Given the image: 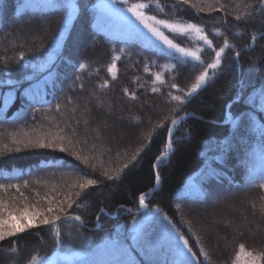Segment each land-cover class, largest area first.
I'll use <instances>...</instances> for the list:
<instances>
[{"label": "trees", "instance_id": "1", "mask_svg": "<svg viewBox=\"0 0 264 264\" xmlns=\"http://www.w3.org/2000/svg\"><path fill=\"white\" fill-rule=\"evenodd\" d=\"M77 2L80 3V0ZM84 2L88 3L90 9L99 0ZM139 2L149 0H129L130 5ZM151 2L152 7L145 10L147 15H156L158 19L174 23H195L205 28L215 48L222 47L224 40L233 46L226 49L222 68L210 73L207 85L202 86V90L182 109L175 102L168 103L169 93L178 94L176 89L169 86L175 83L182 92L189 90L196 82V76L212 62L214 53L189 34L173 37L167 30L161 31L186 49H201L202 54H198H201L203 64L174 53H161L140 42L111 39L93 30L91 11L77 14L58 52L70 56L74 63H85L86 68L77 72L57 59L56 53L53 59L56 60L55 68L59 75L55 87L49 83L42 102H23L20 97L23 89L43 80L47 72H34L30 67H20L19 55L25 54V63H44L59 29L63 27L62 20L66 13L57 9L21 8V0H0V70L7 67L8 78L21 80L15 90V101L6 113L0 115V185L17 184L24 193L21 197L15 188H9L7 192L0 190V199L20 208L27 204L41 209L48 207L46 197L55 198L54 203L69 195L75 199V193L80 191L76 185L84 177L72 172L67 163L64 167L56 163L61 159L79 165L89 177L100 181L97 187L88 189V194L77 200L84 207L73 205L72 209H67L70 214L81 216L83 227L75 222H66L61 227L63 247L57 248L53 235L41 226L11 238L13 241L18 240V251L13 252L17 245L4 241L0 245V264H16L17 261L19 264H30V257H37L39 261V258L49 259L58 253L90 256L100 244L112 239L117 232L121 233L126 243L131 244L127 240L131 223L133 219L139 221L145 215L136 214L139 211L138 197L154 188L152 163L163 154L166 146L165 129L170 124L165 118L178 120L185 115L190 117L181 122L175 132L181 142L175 145L169 161L159 168L160 186L146 202L147 213L159 208L160 214L167 216L178 231L189 239V246L199 264H235L241 244L245 246V251L264 254V191L258 184H246L239 178L242 174L237 172L239 156L236 150L232 148L233 151L228 155L216 151L219 141L236 146V138L240 137L237 129L230 123L226 124L225 112L230 109L234 118L242 108V104L232 103L240 89L241 78L257 86L264 84V38L250 48L251 36L264 32V22L255 20L245 24L234 19L235 15L249 11L245 6L255 3V0H219V4L225 5L227 15L225 11L209 10L207 5H215L217 0H189L188 4H180L178 0H159L165 5L163 12L155 7L156 0ZM201 7L204 11H199ZM225 20L229 23H225ZM217 31L219 35H215ZM246 47L249 50H244ZM236 51H240L239 65L234 60ZM114 54L121 55V59L116 62V80H112L107 71ZM145 64L148 65V72L144 70ZM157 72L165 82L163 86L154 81ZM77 74L81 79L74 84ZM25 76L31 79L24 80ZM0 78H3L2 72ZM105 81L109 86L102 89L100 85ZM213 86L218 89L219 98L202 100ZM152 87L160 91L153 93ZM125 88L130 92L136 91L138 100H129L124 95ZM9 89L5 87L0 92ZM250 92L251 87L245 94ZM57 104L60 105L59 110ZM148 105L155 106L158 114L154 116L146 112ZM19 108L22 114L13 117V112ZM135 111L142 114L146 112V122L143 121L139 127L133 123L135 128H127L124 120H118L121 114L127 112L131 115L130 112ZM173 113L177 114L173 116ZM131 116L141 118L136 112ZM160 123H164V129L156 127ZM116 131L121 132L123 141L127 142L124 147L121 146L123 141L117 139ZM97 133L99 139L96 138ZM13 137L20 142L18 145L12 143ZM37 140L62 144L68 152L24 147L28 141L34 143ZM68 140L72 141L71 145L67 143ZM244 143L242 150L248 151L258 146L250 143L247 137L243 138ZM5 145L9 149L19 146L22 151H5ZM141 148L145 149L141 152L142 159L137 157L135 166L130 163L119 182L107 180L101 174L107 171L115 175ZM236 149L240 150L238 146ZM69 153L88 158L89 165L95 166L96 171L74 160ZM216 156L220 157L222 163L214 160ZM212 168L218 169V181L208 178ZM194 175L200 177L197 185L204 188L203 196L180 195L188 179ZM25 184L27 187H24ZM97 193L102 196L97 197ZM227 207L235 212H227ZM101 209L107 214L100 215L97 222ZM152 214L154 222L150 221L142 230L145 240L160 223L157 214ZM189 228L192 230L191 238ZM215 236L222 237L226 243L217 244ZM201 250L207 253V262L201 256ZM134 255L139 258L135 251ZM260 264H264V261Z\"/></svg>", "mask_w": 264, "mask_h": 264}, {"label": "snow or ice", "instance_id": "2", "mask_svg": "<svg viewBox=\"0 0 264 264\" xmlns=\"http://www.w3.org/2000/svg\"><path fill=\"white\" fill-rule=\"evenodd\" d=\"M180 4H188L189 0H178ZM206 2V0H205ZM118 5H123V7H118ZM29 5L22 4L21 8L27 7ZM164 6L159 0H156L155 7L163 12ZM41 7L57 9L61 12L66 13L62 20V25L59 29L58 36L55 38L54 48L61 47L60 40L63 39V32L68 29V24L72 21L78 13H83L85 11H91L94 17V23L98 31L103 32L104 29L112 25L114 21H119L125 26V29L128 32H134V26L128 21V17L125 13L131 14L132 17L138 21L144 29L151 33L152 37L156 41H159L164 47L159 49V52H170L178 53L183 58H192V60L197 61L203 64L201 59L202 50L197 49V51H190L185 47L174 42L173 38H170L169 35H165L163 29L168 30L172 36L176 35H185L187 36L190 32L196 33L199 41L203 43L206 49L211 50L214 53V59L212 62L208 63L204 70L196 76V82L192 84L191 88L187 91H183L177 87L175 83H172L169 87L176 89L178 94L169 93L168 103L175 102L179 109L184 108L188 103L191 102V99L202 90V86H206L210 73L218 72L222 68V61L224 59L226 49H231L233 46L228 43L227 40H224L223 46L219 49L215 48L213 41L209 39L208 34L204 27L198 26L195 23H174L170 22L167 19H158L156 15H147V9L152 7V2H139L134 4H129V0H99V2L91 5L89 9L88 3L84 0H80V3L77 0H44V3ZM195 7V5H193ZM207 7L210 11H225V5L219 4H208ZM246 8L250 9L245 12L243 15H235L234 19L237 22L243 21L245 24H248L251 21L259 20L264 22V0H255L253 4H247ZM175 10V8L173 9ZM199 11H204V8L201 7ZM225 15L227 12L225 11ZM225 23H229L225 20ZM140 36H143L142 33H137ZM219 31L215 35H219ZM264 38V32H261L257 35L251 36V42L254 46L255 43ZM148 46L155 47L151 42H148ZM244 50H249L247 47ZM115 52V50H113ZM124 49H121L123 52ZM201 53V54H198ZM240 51H236L234 60L237 65H239ZM26 56L24 53H20L18 58L19 66L22 68H32L34 72H47V75L44 76L43 80L39 81L35 87L41 94L47 90L49 83L54 88L56 83V78L59 73L55 68L56 60L53 59L52 54H47L44 63H25ZM57 59L62 60L67 65L72 66L77 72L86 68V64L83 62L74 63L70 56L63 55V52L57 54ZM121 59V55L114 54L112 57V63L108 66V73L111 75L112 80L117 78V64L116 62ZM154 63V62H153ZM145 72H148V65L145 64ZM3 73V78H0V89L5 87L10 88V91L0 93V101H2V107L6 109L8 107V97L13 96L16 90V87L21 83L19 79L8 78L7 67L0 70ZM24 80H29L31 77H23ZM81 79L80 75L74 76L73 83L75 84ZM214 80L215 77L213 76ZM154 81L159 82L161 86L164 85V80L159 72L154 74ZM240 89L237 91L233 99V104H242V108L237 115L233 118V113L230 109H226L225 119L232 125L234 129H237L239 132L240 139L247 137L250 143H255L259 146L261 150V161L264 165V84L257 86L255 83H246L243 78L240 80ZM108 82L105 81L100 87L107 88ZM83 89V85H80ZM251 87V92L247 95L246 90ZM124 95L129 98L131 101H137L136 91H129L128 88H125ZM151 91L153 93H158L160 91L157 87H152ZM182 93V94H181ZM21 98L27 97L28 100H32L33 97L29 95V90L24 89L20 93ZM57 110H59L60 105H56ZM177 113H173L175 116ZM119 119H124L123 116L118 117ZM170 124L169 127L165 129V143L167 150L164 151L163 155L156 157L152 163V168L155 172V182L158 186L161 180L159 174V168L164 160L168 158V152L174 151L175 145L181 141L176 138L175 132L178 130L179 121L176 118L166 117L165 118ZM130 122L134 123L139 127L143 120L140 117H129ZM151 123V121H149ZM157 128L164 129V123L156 125ZM74 132L75 129H72ZM155 132V129H153ZM149 136H152V133H149ZM97 139H99V133H97ZM215 139V138H210ZM12 143L18 145L20 142L17 141L14 137ZM69 145L72 144L71 140H68ZM151 140L149 141V145ZM25 148L35 147L38 149H53L58 150L61 153L68 152V149L62 144H56L55 142H45L44 140H37L34 143L28 141L25 145ZM147 147V146H145ZM15 151L17 153L21 152V147L17 146L14 149H9L5 145V151ZM144 148L136 151L130 162L123 164V167L116 171L115 175L109 174L107 171H103L101 174L110 181L119 182L124 174V169H129L130 163L135 166L137 162V157H141V152L144 151ZM211 150V149H209ZM216 151L220 152L222 155L230 154L233 149L231 143L226 141H219L216 146ZM73 156L74 160L80 161V163L91 167L92 171L95 172V166L89 165L88 158H82L80 155L75 153H69ZM214 160L217 163H222L219 156L214 157ZM61 167L65 166L67 163L70 166L71 171L77 175H82L84 178L79 182L76 187L80 191L75 193V199L71 195L67 196L65 199L57 200L54 203L55 198H45L48 202V207L41 209L35 205L29 206L25 205L20 208L15 206L12 203H7L4 200L0 199V245L4 241H9L10 245H17L13 248V252L18 251V240L13 241L11 238L17 237L18 234L24 233L30 229L44 227L46 228L55 238L56 244L58 247H63V242L61 239V227L66 222H75L77 224H83V220L80 215L70 214L67 209H72L73 205L77 208H82L84 205L82 203H77V200H80L82 195L86 196L88 194V189L97 187L100 183L95 177H89L88 173L84 172L79 165L71 164V161L64 162L62 159L56 161ZM209 179L219 180L220 176L218 175V169L212 168L208 174ZM261 189H264V171H262L260 179L258 181H252ZM27 187V184L24 185ZM9 188H15L16 192L19 193L21 197L24 196V193L21 192L20 186L17 184H12L8 186L0 185V190L5 192ZM151 193H144L138 197V206L140 209H148V204L146 203L147 197ZM38 195V194H37ZM26 199V198H25ZM179 210V207H178ZM157 214L159 217L160 223L158 224L156 230L150 234V236L145 240L143 235V229L146 224L150 221L154 222L155 218L152 217L151 213ZM63 214V215H61ZM105 211L101 209V213L97 215V222L100 220V215H106ZM183 223V221H181ZM131 231L128 233L127 240L131 244L125 242V238L121 236L120 232H117L112 239H110L102 248H98L91 253V255L85 260V264H199L197 261L196 254L193 253L192 247L189 246V239L185 238L181 234L176 226L172 224L171 220L167 216L160 214V209H151L148 213L142 217L140 221L133 219L131 223ZM189 238L192 236L191 228L188 229ZM144 241L141 243V241ZM199 241H197V244ZM2 250V249H0ZM134 251L138 254L134 255ZM201 256L204 258L205 262L208 261V256L206 252L201 250ZM242 256L244 257L242 259ZM53 256L51 259H55ZM63 260H71L70 257H61ZM40 264H51L50 259L39 258ZM261 261H264V254H254L252 251H245V246L243 244L239 247V252L236 254L235 264H260ZM30 264H37V257L29 258ZM19 264V261L16 262Z\"/></svg>", "mask_w": 264, "mask_h": 264}, {"label": "rangeland", "instance_id": "3", "mask_svg": "<svg viewBox=\"0 0 264 264\" xmlns=\"http://www.w3.org/2000/svg\"><path fill=\"white\" fill-rule=\"evenodd\" d=\"M21 1L23 2V4L29 5V6H27V8L31 9V10H34V9H41V10L48 9V10H51L50 8L41 7V5L44 3V0H21ZM118 7H123V5H118ZM125 15L128 17V21L130 22V24L132 26H134V29H135L134 32H128L125 29V26L123 24H121V22H119V21H114L112 25L107 26L104 29L103 32H100L96 28V25L94 23V17H93V23H92L93 30L95 32H97L98 34H104L107 37H109L111 39H114V40H118V41L140 42V43L144 44L145 46H148V42L150 41L152 45H155V47H153V48H156V49L159 50V49L164 47L163 45H161L159 43V41H156L155 38L152 37L151 33H149L146 29H144L143 26L138 21H136L134 17L131 16V14L125 13ZM73 20L69 22L68 29L63 32V39L60 40L61 47L54 48V46H53V48L50 51V53H48V54H52L53 58L55 57V54L58 53L61 50L62 45H63V43H64V41H65V39H66V37L68 35V31L70 29V26H71ZM160 30H166V29H163L161 27ZM137 33H142L143 36H140ZM189 35H191L193 38H195L196 40L199 41L196 33L190 32ZM31 39L32 40L34 39V35L31 36ZM163 53L170 54V52H167V51H164ZM174 54H177V55L180 56V54H178V53H174ZM187 59L192 60V58H190V57L187 58ZM37 84L38 83L31 84V85L26 86L24 88V89H28L29 90V95L33 97V99L30 100V102H32V103L42 102L44 100V97H45V91L43 92V94H41L35 87H33V86H35ZM24 89H23V91H24ZM10 90L11 89L6 90V91H10ZM218 94H219L218 93V89L217 88L215 89V87L213 86L209 90V93L207 94V96L203 97L202 100L211 99L212 97L219 98ZM16 97H17L16 92L14 93L13 96H9L8 97V107L6 109H4L2 107V101H0V115H3L4 113L7 112V110L10 107V105L15 101ZM20 97H21V95H20ZM21 99H22L23 102L29 101L27 97H23ZM135 112L141 116V118H142V120L144 122H146L145 121V113L146 112L151 113L154 116L156 114H158L157 108L155 106H152V105H148L147 106V111L144 114H142V112H140V111L139 112L135 111ZM135 112H130V113L135 114ZM21 114H22V109L19 108V109L15 110L13 112V117H18ZM131 115H128L127 112L120 115V116L124 117V119H122V120H124L126 122L127 128L128 127L135 128L133 126L134 124L129 121V117ZM118 120H121V119L118 118ZM110 127L111 126H108V128H110ZM116 135H118L117 139L119 140V142L120 141L122 142L123 141V139H122L123 137H122L121 132L116 131ZM236 140L238 141V142L237 141L235 142V144L237 143V145L235 146L234 144H232V148L234 150H236L237 155L239 156V160H238L239 168L237 169V172H240L242 174V175H240L239 178H241L243 180V182L246 183V184H253L254 182H252V181H254V180L258 181L260 179L262 171H264V165H262V161H261V150H260L259 146H253L248 151L247 150H242V147H245V143L242 144L243 143V139H240V137H237ZM119 142L117 143L118 145H119ZM125 144H127V142L123 141L121 146L124 147ZM237 146H238V148L240 150L236 149ZM198 175L191 176L188 179L185 187L180 192V195L188 196V197L203 196L204 188L198 187V185H197V182L200 179V177H198ZM263 191H264V189H263ZM96 196L100 197L102 195H101V193H97ZM90 206H93V205L91 204ZM139 210H142V209L139 208ZM226 210H227V212H231V213L235 212V210L231 209L230 207H227ZM150 215L153 216L152 213ZM218 222H219V219H218ZM223 227L227 228L226 225H224ZM215 241H216L217 244H218V242L226 243L224 241V239L222 237H219V236H215ZM107 242L108 241L103 242L96 249L102 248ZM53 256H55L56 258L55 259H51ZM53 256L49 258L51 260V264H85V260L89 257V256H86V255L77 254V253L68 254V255L67 254H59L58 253V254H55ZM61 257H70L71 260H63V259H61ZM243 258L244 257L242 256V259ZM37 264H40V261H37Z\"/></svg>", "mask_w": 264, "mask_h": 264}, {"label": "water", "instance_id": "4", "mask_svg": "<svg viewBox=\"0 0 264 264\" xmlns=\"http://www.w3.org/2000/svg\"><path fill=\"white\" fill-rule=\"evenodd\" d=\"M184 119H185V118H184ZM178 124H179V123H178ZM169 156H170V153L168 154V158H169ZM159 185H160V183H159ZM159 185H158V186H156V187H154V189L152 190V192H151V193H153L154 191H156V190L158 189Z\"/></svg>", "mask_w": 264, "mask_h": 264}, {"label": "bare ground", "instance_id": "5", "mask_svg": "<svg viewBox=\"0 0 264 264\" xmlns=\"http://www.w3.org/2000/svg\"><path fill=\"white\" fill-rule=\"evenodd\" d=\"M167 150V149H166Z\"/></svg>", "mask_w": 264, "mask_h": 264}]
</instances>
